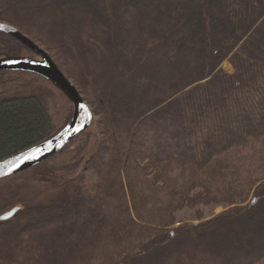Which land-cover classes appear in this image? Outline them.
Listing matches in <instances>:
<instances>
[{
  "label": "trees",
  "instance_id": "obj_1",
  "mask_svg": "<svg viewBox=\"0 0 264 264\" xmlns=\"http://www.w3.org/2000/svg\"><path fill=\"white\" fill-rule=\"evenodd\" d=\"M39 2L46 31L2 9L0 23L75 84L97 150L76 175L68 146L0 181V217L19 208L0 220V264H264V0ZM15 47L31 53L0 32V55ZM1 92L0 162L71 119V102L35 74L0 72ZM31 184L60 193L21 201Z\"/></svg>",
  "mask_w": 264,
  "mask_h": 264
},
{
  "label": "water",
  "instance_id": "obj_2",
  "mask_svg": "<svg viewBox=\"0 0 264 264\" xmlns=\"http://www.w3.org/2000/svg\"><path fill=\"white\" fill-rule=\"evenodd\" d=\"M0 32L21 43L34 57L0 58V72L23 71L36 74L56 87L71 102L73 112L68 124L49 140L0 162V181L23 173L47 161L65 149L76 137L86 132L94 121V114L75 84L54 62L51 56L16 28L0 23ZM19 208L1 215V221L11 219ZM3 217H8L4 219Z\"/></svg>",
  "mask_w": 264,
  "mask_h": 264
},
{
  "label": "rangeland",
  "instance_id": "obj_3",
  "mask_svg": "<svg viewBox=\"0 0 264 264\" xmlns=\"http://www.w3.org/2000/svg\"><path fill=\"white\" fill-rule=\"evenodd\" d=\"M7 1H8L7 4L2 2L1 6H0V9H2L7 14L6 15L7 17L9 14H12V16H15L16 17L15 19L20 21V22L22 20H25V19H29V18L32 19L33 18L35 20V22H34L35 27L37 28L38 31H43V30L46 31L47 30V26H44L43 24H41L40 21H38L39 17L37 16V13H38L37 10H40V8L42 7L40 5L39 0H7ZM42 49L46 51V49H44V48H42ZM46 52L49 54L48 51H46ZM14 53L18 54V55H5V54H3V55H0V58H3V57H34L33 52H31L29 54L28 52L23 50L21 47H15ZM223 68L228 72H232L231 66L229 65L228 62L223 63ZM48 83H50V82H48ZM92 84L93 83H91V86H92ZM20 91H22V90H18L16 92H20ZM9 95H11V93L1 92L0 98H4V97L9 96ZM60 105H61V103H59V106ZM58 115H60V113ZM87 131H88V135L81 138V140L74 142V140L77 138L76 137L68 145L70 147V151H72V152H76V151L80 150L79 151L80 152L79 157H78V159L75 160V163H77L79 165H78V168L76 170H74L73 175H76V173H78V172L80 173L82 171V169L86 165L87 161L90 160L91 156H93L97 150L98 127H97V119L95 117H94V121H93L91 127ZM59 193L60 192H58V191H47L42 187V185L31 184L27 188L23 189V191L21 192L19 197H20L21 201H27V202H30L31 204H46V203H49L52 199H54L55 196H58ZM197 209H199V210H197ZM197 209L196 210H185V211L178 213V220L184 221V222H193V223L197 224L198 222L201 221V220L198 221L199 216H201L205 220H208V219L213 218V217L217 216L218 214H220L226 210L224 207H221V206L215 207V208L214 207H210V208L201 207V208H197Z\"/></svg>",
  "mask_w": 264,
  "mask_h": 264
},
{
  "label": "snow or ice",
  "instance_id": "obj_4",
  "mask_svg": "<svg viewBox=\"0 0 264 264\" xmlns=\"http://www.w3.org/2000/svg\"><path fill=\"white\" fill-rule=\"evenodd\" d=\"M0 27H2V26H0ZM253 203H255V201H253ZM4 219H7L8 217H3Z\"/></svg>",
  "mask_w": 264,
  "mask_h": 264
}]
</instances>
